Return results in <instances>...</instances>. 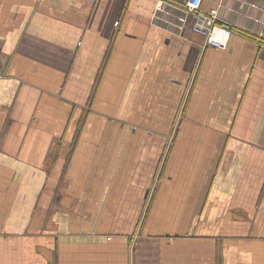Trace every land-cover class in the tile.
I'll return each mask as SVG.
<instances>
[{
  "label": "crops",
  "instance_id": "obj_1",
  "mask_svg": "<svg viewBox=\"0 0 264 264\" xmlns=\"http://www.w3.org/2000/svg\"><path fill=\"white\" fill-rule=\"evenodd\" d=\"M201 9L223 46L159 0H0V264H264V0Z\"/></svg>",
  "mask_w": 264,
  "mask_h": 264
},
{
  "label": "built area",
  "instance_id": "obj_2",
  "mask_svg": "<svg viewBox=\"0 0 264 264\" xmlns=\"http://www.w3.org/2000/svg\"><path fill=\"white\" fill-rule=\"evenodd\" d=\"M159 1L163 5L180 7L181 10L187 13L190 16L189 24L191 29L206 36L207 44L210 46H223L221 39L218 38L219 35L227 37L235 31L222 22L213 11H203L201 9L202 0H185L183 2H178L177 0Z\"/></svg>",
  "mask_w": 264,
  "mask_h": 264
}]
</instances>
